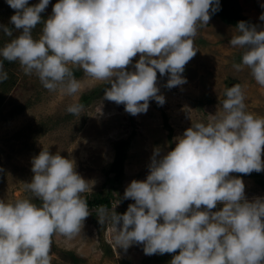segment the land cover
<instances>
[{"label": "clouds", "instance_id": "obj_1", "mask_svg": "<svg viewBox=\"0 0 264 264\" xmlns=\"http://www.w3.org/2000/svg\"><path fill=\"white\" fill-rule=\"evenodd\" d=\"M6 3L15 10L12 26L0 24V31L18 35L0 47V80L7 79L3 60L18 61L45 88L59 85L73 94L80 82L71 66H79L106 82L104 97L131 115L145 113L150 99L165 103L157 71L167 74L168 88L187 82L182 73L197 51L198 23L208 24L220 9V0H56L43 18L49 0ZM235 26L229 43L242 55L234 67L246 66L264 86V28L244 20ZM224 96L207 121H191L173 138L174 147L155 146L145 178L125 187L123 198L134 202L123 213L112 209L117 246L139 243L147 255L174 253L169 264H264V196L246 198L242 177L231 175L264 171V116L246 110L240 84ZM31 171L25 187L39 204L0 198V264H51L53 234H79L90 215L81 195L89 181L74 158L42 148L31 158Z\"/></svg>", "mask_w": 264, "mask_h": 264}, {"label": "rangeland", "instance_id": "obj_2", "mask_svg": "<svg viewBox=\"0 0 264 264\" xmlns=\"http://www.w3.org/2000/svg\"><path fill=\"white\" fill-rule=\"evenodd\" d=\"M238 1L242 15L258 30L264 28V21L259 19L264 13V0ZM37 2L29 0V4ZM55 2L49 0L41 13L43 18L52 13ZM223 2L220 0V5ZM14 11L6 0H0V24L11 27L9 18ZM42 26L38 24L32 30L34 38H39ZM236 32V26L219 11L211 15L208 24L198 23L193 38L197 51L182 73L187 82L168 88L167 74L161 76L157 71V85L165 103L159 105L150 99L148 110L137 115L125 111L123 104L105 98L106 82L89 76L79 66H71L80 82L79 89L68 94L59 85L54 90L45 88L35 71L26 73L18 61L3 60L7 79L0 80V198H32L40 203L26 189L25 182L33 175L31 158L42 148H49L52 153L75 159L76 171L89 181V189L81 194L84 198L109 200L107 207H88L90 215L79 234L71 238L53 234L51 264H169L174 253L147 255L139 243L126 250L117 246L112 209L126 211L128 204L134 202L123 198L125 187L132 179L145 178L153 148L159 145L168 150L175 146L173 138L191 121H207L221 107L227 87L240 84L246 110L264 116V86L253 79L246 66L240 70L234 67L242 55L241 48L229 43ZM15 35L18 31L13 29ZM13 37L0 31V47ZM89 94L93 96L82 103V97ZM72 104L82 105L79 113L67 110ZM121 141L128 145L122 174L115 179L109 168L115 145ZM231 175L242 177L246 198L264 196V171ZM221 206L218 203L217 207Z\"/></svg>", "mask_w": 264, "mask_h": 264}, {"label": "trees", "instance_id": "obj_3", "mask_svg": "<svg viewBox=\"0 0 264 264\" xmlns=\"http://www.w3.org/2000/svg\"><path fill=\"white\" fill-rule=\"evenodd\" d=\"M219 12L222 13L223 18L233 25H236L238 21L244 20L251 23L248 17L243 16L241 13V6L238 0H224L220 5ZM93 95L89 94L83 96L81 99L82 103H86ZM127 142L121 141L115 145L113 162L110 165L109 172L115 174V179H118L122 174L123 162L126 155ZM87 200L88 207L90 208H102L109 206L108 197L95 198L93 200ZM124 211H118L117 213H123Z\"/></svg>", "mask_w": 264, "mask_h": 264}]
</instances>
